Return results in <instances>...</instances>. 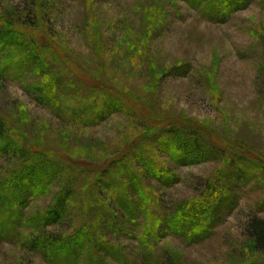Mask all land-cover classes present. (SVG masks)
Returning a JSON list of instances; mask_svg holds the SVG:
<instances>
[{
  "label": "rangeland",
  "instance_id": "1",
  "mask_svg": "<svg viewBox=\"0 0 264 264\" xmlns=\"http://www.w3.org/2000/svg\"><path fill=\"white\" fill-rule=\"evenodd\" d=\"M206 6L197 9L185 0H0V19L24 33L34 29L50 43L34 47L38 62L27 46L4 48L11 58L2 59L0 72V176L28 174L27 165L40 168L42 155L29 146L77 161H65L75 165L77 180L56 221L50 212L68 179L58 176L41 192L23 189L15 204L13 193L6 204L0 191V264H71L72 258H53L48 244L67 241L86 225L101 250L95 253L94 245L76 264H264V249L248 230L253 218L264 219V0L236 10L228 3L220 14L217 5ZM100 84L128 95L142 114L119 103L102 119L107 96H88ZM87 103L98 112H83ZM168 120L182 131H199L205 157L195 156L194 135L189 163H177L174 150L161 149V136L134 147L147 122ZM127 155L135 159L125 158L121 166L138 172L136 156L148 155L169 178L141 176L158 214L137 211L140 200L118 178L117 190L139 213L135 223L95 170ZM204 193L213 199L210 230L181 226L190 232L162 228L145 236L154 232L150 219L172 217L191 201L196 206Z\"/></svg>",
  "mask_w": 264,
  "mask_h": 264
},
{
  "label": "trees",
  "instance_id": "2",
  "mask_svg": "<svg viewBox=\"0 0 264 264\" xmlns=\"http://www.w3.org/2000/svg\"><path fill=\"white\" fill-rule=\"evenodd\" d=\"M187 2H190L191 5L195 6L197 9L202 8L205 4V7L207 3H209V6L214 8L216 5L218 6L217 12L219 10V14L221 13L224 8H222L224 5L231 3L234 5V10L240 9L241 7H244L248 3H250L251 0H185ZM212 12L213 9H212ZM227 12V11H226ZM216 13V12H215ZM20 29L19 24H10L7 23L5 20L0 19V72H4L5 67L2 64L3 61H10L11 56L5 57L4 48L8 45L13 44H22V47L27 46L29 50L32 51H38L39 48L42 46H48L49 41L44 39L45 37L39 35V33L34 29H27L29 30L27 33H24L23 30ZM7 34H4V33ZM4 34V36H3ZM25 38L27 40H25ZM31 56V55H29ZM30 59V57H28ZM31 59H34L38 62L39 58L37 54H32ZM19 65V64H18ZM51 78V75L49 76V79ZM97 88H92L91 93L88 94V96L92 97H105L106 103L101 104L100 106L103 108L102 110L99 109L101 118H105L109 116V113L111 111H116V108L119 103L124 104L125 108L132 109L137 114L141 115V109L139 108L138 104L133 102V100L128 97L123 92H110L104 89L102 84L96 86ZM107 94V95H106ZM89 103V102H88ZM87 103V104H88ZM86 104V105H87ZM85 105V106H86ZM107 106L108 108L104 107ZM84 108L86 111L91 110V112L95 113V111L98 112V108L90 106L89 104L84 107H81V110L84 112ZM101 119V120H102ZM147 120V118H146ZM171 120H168L167 122H159L158 124H153L152 122H147V124L144 126V129L141 133H138L133 138V144L134 147H138L141 145L146 144L147 142H153L154 139L160 137L159 144H162L161 149L164 151L167 149V151L174 150L175 153L172 151L171 155L174 161L177 163H189L193 160L191 157H189L188 153L190 152L192 145L191 140L189 137L193 136L194 140V146L195 149V156L197 157H205V154L208 152L206 150L205 144L206 141L202 142V144H198L197 140L203 139L201 136V133L199 131L194 132H188L186 130L179 129L180 125L173 124ZM1 128V127H0ZM178 128V129H177ZM164 134H171L168 137H164ZM183 137H182V136ZM179 149L180 151L176 152V150ZM127 150V149H126ZM27 151L32 153L33 155L40 154L42 155V161L38 162V165L40 168L36 165H27L25 169H27L28 174H13L11 177H4L1 178L0 176V191L2 192V200L4 203L9 204L12 200L11 196L13 193L14 196V204L19 203L21 200V193L22 190L25 189V191H31V187H34V191H42L47 185H49L52 180L58 176H60L62 179H68V183L63 187L62 194L59 195L58 199L56 200V205L53 209V211L50 212V219L58 220L64 213V209L67 205V198L70 197L72 192H75V186L74 181L77 180V177L73 175V171L71 168H74L75 165L66 164L65 161H69L71 163H77L74 159H72L69 155H65L63 152L54 151V150H39L35 148L34 146H29ZM148 156V155H147ZM146 155L143 156H136L137 161L139 162L136 164V166L140 165L138 167L140 171L136 172L134 169L132 170V167L130 165L125 164L121 166V162L125 160V158H130V161H132L133 157L131 155L115 157L110 158V161L108 164L96 167L95 170H100L98 175H103L102 185L106 186L109 190L114 193L116 196V199L120 203L121 208L123 209L124 214L126 217H129L132 223H135L136 217L139 215V213L136 212V209L132 208L128 203L129 200L132 198L139 201V207H137V211L139 209L144 210H154L155 214H158L157 210V199L154 197V193L150 192L148 187L146 186V183L142 180L141 176H144V174H148V177H151L153 179L163 181V179H169L165 173V171L161 169H156V167H153L150 164L149 156ZM146 157V158H145ZM250 161V160H249ZM89 165L93 166V163L89 162ZM133 166V165H132ZM121 168L119 172H111V170H115L113 168ZM73 176V177H71ZM121 177V184H124L125 190L128 192L131 191V198L127 197L123 192L119 193L117 190L118 187H116V184L118 183V178ZM100 180V179H99ZM101 182V180H100ZM49 183V184H48ZM12 188V190H9V194L7 193L8 188ZM41 189V190H40ZM206 196V197H205ZM149 198V199H148ZM129 199V200H128ZM135 199V200H136ZM150 200V201H148ZM212 196L211 194L204 193L200 196V199L197 200L196 206L192 205V201L188 202L180 208L176 214L172 215V217L168 218H160L158 220L150 219V225H153V231L145 234L146 237H152L156 236L157 233H161L160 229L162 231L165 229H168L170 232H174L176 234H183L188 233L190 230L188 228H194L197 230L198 227L202 226L203 230L202 233H205L206 230H210L212 223L210 222L212 218V211L213 205L211 204ZM10 201V202H9ZM193 203V204H195ZM143 215L145 213H142ZM159 217V215L157 216ZM50 219H48L50 221ZM52 221V220H51ZM175 224V225H174ZM199 224V225H198ZM182 227H188L183 228ZM92 227V226H91ZM81 231L79 230L76 233V236L71 237L69 240L64 241L59 240L56 242L59 243H52L49 242L48 248L51 249V246L53 245V252L55 253L53 258H56L57 256H61L64 258H68L71 261V264H76L78 261L84 257V256H90V253L92 254V249L95 245V253L100 252L101 246L97 247L99 243L96 241V239L92 236H90L89 232L91 231L90 226L89 228L86 226L80 227ZM172 228V230L170 229ZM194 230V231H195ZM248 230L250 232V235L252 239H254L255 246L259 249H264V219H261L259 217L253 218L249 225ZM156 239V238H155ZM44 247V246H43ZM104 247V246H103ZM44 249H46L44 247ZM106 250H110L106 246L104 247ZM47 250V249H46ZM112 254L116 256V253L112 251ZM119 261H121L120 256H116ZM58 258V257H57ZM97 259L100 260L99 256H97Z\"/></svg>",
  "mask_w": 264,
  "mask_h": 264
}]
</instances>
